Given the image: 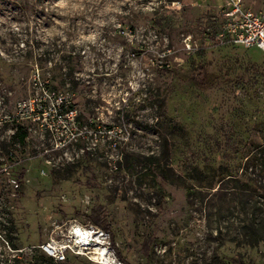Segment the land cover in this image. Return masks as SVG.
Returning a JSON list of instances; mask_svg holds the SVG:
<instances>
[{
    "label": "rangeland",
    "instance_id": "rangeland-1",
    "mask_svg": "<svg viewBox=\"0 0 264 264\" xmlns=\"http://www.w3.org/2000/svg\"><path fill=\"white\" fill-rule=\"evenodd\" d=\"M226 3L0 0V226L8 206L22 245L0 231V264H102L38 256L73 223L121 264H264L241 229L264 213V50L215 40Z\"/></svg>",
    "mask_w": 264,
    "mask_h": 264
},
{
    "label": "built area",
    "instance_id": "built-area-1",
    "mask_svg": "<svg viewBox=\"0 0 264 264\" xmlns=\"http://www.w3.org/2000/svg\"><path fill=\"white\" fill-rule=\"evenodd\" d=\"M222 20L214 32L219 44L231 43L249 47L258 45L264 50V9H252L244 5L243 0H227L221 9ZM186 47L191 48L188 41ZM68 95H58L59 103H67ZM32 100L23 99L17 103L20 109H34ZM71 134L76 133L77 125L74 110L70 109ZM55 146H59L57 142ZM37 247L55 260H65L70 255L84 254L89 259L102 264H121L111 256L110 233L107 229L94 223H73L66 232L51 235L37 244ZM96 248H101L99 251Z\"/></svg>",
    "mask_w": 264,
    "mask_h": 264
},
{
    "label": "trees",
    "instance_id": "trees-1",
    "mask_svg": "<svg viewBox=\"0 0 264 264\" xmlns=\"http://www.w3.org/2000/svg\"><path fill=\"white\" fill-rule=\"evenodd\" d=\"M14 135H17L19 140L21 142L24 141L26 132H18L16 131ZM24 175V168L22 167L18 173L17 180H16V188H14V195L16 198L20 197L22 194V189H20L19 185L22 182V177ZM11 190H8L7 193H10ZM5 210L7 211V216L5 221L2 222V226H0V231L3 233V237L11 249H18L22 247L20 243V239L18 237V228L13 216V213L10 209V207L6 206ZM250 216L248 219L244 220V223L241 226L242 232L244 234V240L243 244L247 246H255L259 242H264V213L261 215H257V212L252 210L250 212ZM91 218L93 219L94 222L96 223H103L105 227L108 228V225L101 216L96 215L95 210L91 212ZM254 215V216H253ZM256 215V216H255ZM258 216V217H257ZM36 251H38V256L41 259H48L50 262L52 261H62V260H55L53 257L45 254L42 252L39 248H36ZM69 258V257H68ZM4 264H9L7 260L4 261ZM227 264H251L249 261L244 259L242 256L239 255H231L228 258Z\"/></svg>",
    "mask_w": 264,
    "mask_h": 264
},
{
    "label": "bare ground",
    "instance_id": "bare-ground-1",
    "mask_svg": "<svg viewBox=\"0 0 264 264\" xmlns=\"http://www.w3.org/2000/svg\"><path fill=\"white\" fill-rule=\"evenodd\" d=\"M100 249H101V248H96V250H98V251H99Z\"/></svg>",
    "mask_w": 264,
    "mask_h": 264
},
{
    "label": "crops",
    "instance_id": "crops-1",
    "mask_svg": "<svg viewBox=\"0 0 264 264\" xmlns=\"http://www.w3.org/2000/svg\"><path fill=\"white\" fill-rule=\"evenodd\" d=\"M264 9V8H263Z\"/></svg>",
    "mask_w": 264,
    "mask_h": 264
}]
</instances>
